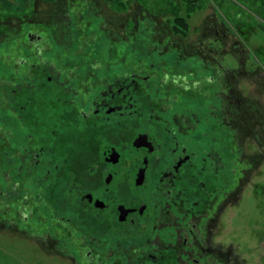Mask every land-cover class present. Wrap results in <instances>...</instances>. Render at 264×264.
Returning <instances> with one entry per match:
<instances>
[{"label": "flooded vegetation", "instance_id": "obj_1", "mask_svg": "<svg viewBox=\"0 0 264 264\" xmlns=\"http://www.w3.org/2000/svg\"><path fill=\"white\" fill-rule=\"evenodd\" d=\"M47 1L54 7L43 13L30 8L38 23L42 14L79 25L87 11ZM28 8H17L24 25ZM45 21L53 42L28 31L30 58L1 80V225L16 218L17 231L43 248L51 239L70 264H246L220 230L264 162V115L242 124L258 148L247 159L233 122L243 104L212 113V81L232 92L230 78L216 67L212 76V54L197 43L173 48L172 70L137 58L123 71L101 54L62 53L56 24ZM236 58L238 74L245 63Z\"/></svg>", "mask_w": 264, "mask_h": 264}, {"label": "rangeland", "instance_id": "obj_2", "mask_svg": "<svg viewBox=\"0 0 264 264\" xmlns=\"http://www.w3.org/2000/svg\"><path fill=\"white\" fill-rule=\"evenodd\" d=\"M75 2V6L83 9L88 8L87 11H91V14L95 16V21L98 22L102 19L99 16L100 10L102 16L106 12L124 18L137 7L135 0H87L86 4L84 0H75ZM196 4L198 7L194 11L182 9V15L186 17L189 25L188 23H180L178 25L174 21H170L172 38L170 41L167 40L168 44L165 47L160 48L164 50V53L159 51V49L156 50L151 63L158 64L156 69L162 70L160 63L162 64L161 61H165L166 69L172 70L176 65V58L173 55L178 52L173 50L175 46L180 44L184 46L185 43L192 44L194 42L198 44L201 54H207V52L213 54V50L207 45L208 42L206 41L205 43L204 40L211 38L217 42L220 38V41L216 44V46L220 45V55L217 56L221 58L220 60L224 65H229L230 67L225 73H228L230 78L228 81L232 92L227 90V86L220 85L218 80L212 81V113L216 111L213 108H221L223 103L228 100L232 102L240 101L243 104L244 110L239 111L241 117H239L237 122V119L233 120V122L237 133L244 141L242 143L244 147L242 156L251 159L254 156L252 153L258 149L257 144L245 139L246 130L242 127V124L245 125V120L247 119L255 120L257 117L261 118L262 114L264 115V0H198ZM32 6L37 7V12L43 13L48 8H53L54 4L47 0H0L1 87L3 86L1 80L5 79L6 73L11 71V77L14 71L18 69L17 66L15 67L14 60L30 58V55L26 54L28 52L27 48L32 49L28 43L30 41L27 34L28 31L46 36L48 40L45 44L50 41L53 42L54 38H51L50 34L45 32V25H38L45 18L46 21L44 23L48 25L56 24L57 28L55 31L60 35L59 37L57 36L59 40L57 48L61 49L66 39L65 28L69 29L76 25V21L67 20L66 17H59L60 15L52 17L42 14L38 23V21L34 20L38 15H30V12H33V9H30ZM18 7H29V17L26 19V25L22 22L25 19L23 18L24 14L17 9ZM91 7L97 9L91 10L89 9ZM46 17H49V19ZM28 20H31V25H29L30 22ZM78 23L80 24L81 21ZM70 24L72 25L70 26ZM107 24L105 31L112 40L119 33H126L124 28L121 29L120 26L114 25L112 22ZM162 24L164 22L161 20L158 27L163 29L166 26ZM219 25H222L221 30ZM94 28L96 33L92 32L89 36L90 38H95L97 34H100V32H97L99 26H94ZM222 28L224 31H222ZM71 29L73 30V28ZM214 31H219L220 36L216 35ZM82 34L84 35L85 32ZM184 36H187L186 41H183ZM73 38L75 37L72 36L69 39L73 41ZM131 43L132 41L128 45L120 46L116 43L115 56H112L111 53L106 54L103 62L115 66L117 61L121 60V63L118 64L121 65V70H123V65L127 60V65L133 64V55H129L132 54L129 53ZM81 50H83L82 53H85L84 49L81 48ZM167 54L169 56L172 55V58H167ZM8 55L11 56L10 59ZM236 57H239L240 61L245 63L244 68L241 70L243 72L240 71L238 74H236V69L241 66V63ZM6 58L9 61L6 62ZM198 58V56L195 57V62H191L192 66L199 67ZM214 61L216 62L213 55L212 76L215 73V67L217 68ZM183 64L185 67L191 65L187 61L182 60L181 66ZM24 69L20 67L19 71ZM255 104H260L257 105L258 110H255ZM262 141L261 150L263 153L261 151L260 154H264V136ZM95 148V144H92L93 151ZM255 171L252 173V179L248 187L244 190L240 203L231 206L225 212L220 230V233H223L225 238L234 244L237 253L246 264H264V162ZM4 219V217H0V264H70L69 259L66 258L65 252L67 251L58 249L57 253L53 252L54 248L52 246L48 247L51 245V239H46L48 243L46 247H40V244L35 239L17 231V226L14 224L16 218L11 217L14 222H12L13 228L11 227V229L10 225H1ZM57 242L61 244V242Z\"/></svg>", "mask_w": 264, "mask_h": 264}, {"label": "trees", "instance_id": "obj_3", "mask_svg": "<svg viewBox=\"0 0 264 264\" xmlns=\"http://www.w3.org/2000/svg\"><path fill=\"white\" fill-rule=\"evenodd\" d=\"M86 1L87 0H84L85 4ZM196 1L198 0H135V2H137L136 9H134L133 12L129 13L124 18H120L113 13L106 12L102 16V12L100 10L99 16L102 17V19H100V22L95 21V16L91 14V11L87 14L82 13L80 14L82 18H79V21H81V25L76 24L72 27L73 31L67 30L65 32V36L68 41L66 39H63L65 42L63 47L66 46L67 48L69 46H72V52L76 55H81L83 51L81 50V47H84L83 49L85 53L89 55L101 54L104 58V56L109 53H111L112 56H115L116 43L120 46L124 44L128 45L129 42L132 41L129 47V53L132 54L129 55H133V63L138 58V61L136 62L139 65L140 62H145L147 60L153 59V55L155 54L157 49L164 53V50H161L160 48L165 47L168 44L167 40L170 41V39L172 38L170 21H174L178 25L180 23H188L189 25L186 17L182 15V9L185 8L189 11H194L196 7H198ZM64 3V0H58L57 5L63 7L65 6ZM71 3L76 5L75 0H71ZM94 8L95 7H91L89 9L93 10ZM161 20L164 22V24L162 25L166 26L163 29L158 27L161 23ZM110 22H112L114 25L120 26L121 29L124 28L126 30V33H119V35H117V37H114V40H112L105 31L108 26L107 23ZM94 26H99L97 32H100V34H97V37L95 36V38H90L89 36L91 35V33L95 32ZM221 27L222 25H219L220 30ZM219 31H214V33L220 36ZM222 31H224L223 28ZM83 32H85L84 35L82 34ZM72 36L75 37L73 38V41L72 39H69ZM183 38V41L187 40V36H184ZM219 41L220 38L217 42L212 39V45H214V47H212L213 52L218 50L220 51V45L218 44V46H216ZM219 51L216 54L215 52L212 54V56L214 55V59H221L219 58V56H217L220 55ZM220 62L223 63L222 61ZM220 62L216 61L215 65L218 68L219 74L221 76H224L227 74L225 73V69H228L230 67L229 65H223L222 67L220 66ZM130 65H132V63ZM144 69L146 70L148 69V67H144ZM222 85H224V83H222Z\"/></svg>", "mask_w": 264, "mask_h": 264}]
</instances>
